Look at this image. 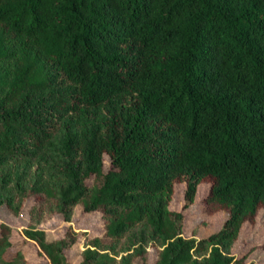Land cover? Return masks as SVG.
<instances>
[{"label":"trees","instance_id":"1","mask_svg":"<svg viewBox=\"0 0 264 264\" xmlns=\"http://www.w3.org/2000/svg\"><path fill=\"white\" fill-rule=\"evenodd\" d=\"M203 181L226 217L187 236L173 187L185 207ZM28 197L21 233L47 264H70L77 233L38 223L76 205L103 228L74 264L241 263L231 245L264 215V0H0V206ZM10 235L0 264H26Z\"/></svg>","mask_w":264,"mask_h":264},{"label":"rangeland","instance_id":"2","mask_svg":"<svg viewBox=\"0 0 264 264\" xmlns=\"http://www.w3.org/2000/svg\"><path fill=\"white\" fill-rule=\"evenodd\" d=\"M108 159L104 156V168L107 166ZM183 183L176 182L169 206L171 209L180 210L183 215V234L184 235H206L218 229L226 217L224 210L208 213L203 206L202 196L209 187L207 181L197 185L195 196L190 204L182 207L183 204ZM33 200L28 197L25 199L24 206L18 214H12L3 206H0V222H5L11 227V246L6 250L9 254L11 250L19 248L25 259L26 264H47L41 254H38L35 244L31 240L23 239L21 228L27 223V205ZM38 227L44 229L48 239L60 238L64 232L71 228L76 231L77 238L74 243L65 249V254L70 264H74L80 258V249L84 245L87 235L99 234L103 228V221L98 211L85 212L79 205H76L69 219H64L60 214L41 220ZM264 240V215L259 210L253 221H245L237 238L231 245V252L238 256L244 253V258L238 264H264V248L261 246ZM155 258L154 247H149L146 262L151 263Z\"/></svg>","mask_w":264,"mask_h":264}]
</instances>
